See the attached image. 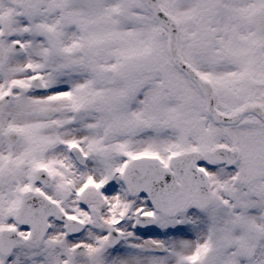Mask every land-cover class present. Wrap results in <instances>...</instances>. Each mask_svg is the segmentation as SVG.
I'll return each mask as SVG.
<instances>
[{
  "label": "snow or ice",
  "instance_id": "snow-or-ice-1",
  "mask_svg": "<svg viewBox=\"0 0 264 264\" xmlns=\"http://www.w3.org/2000/svg\"><path fill=\"white\" fill-rule=\"evenodd\" d=\"M0 264H264V0H0Z\"/></svg>",
  "mask_w": 264,
  "mask_h": 264
}]
</instances>
